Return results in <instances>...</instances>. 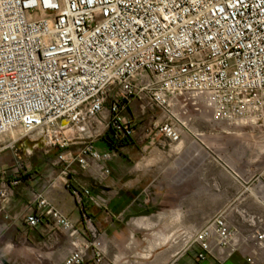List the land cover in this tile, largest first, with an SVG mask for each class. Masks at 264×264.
Instances as JSON below:
<instances>
[{"label": "built area", "instance_id": "obj_1", "mask_svg": "<svg viewBox=\"0 0 264 264\" xmlns=\"http://www.w3.org/2000/svg\"><path fill=\"white\" fill-rule=\"evenodd\" d=\"M136 101L161 115L145 129L149 147L195 137L186 106L198 101L214 122L263 124L264 0H0V154L28 139L56 150L81 227L42 193L24 224L35 229L49 220L68 237L60 264H106V238L84 209L107 210L109 199L76 181L86 173L99 182L110 176L108 163L120 153L95 144L110 130L117 142L135 137L129 112ZM14 132L18 138L1 145ZM11 194L1 188L0 201ZM172 243L170 264L184 256L227 264L236 255L264 264V216L229 206Z\"/></svg>", "mask_w": 264, "mask_h": 264}, {"label": "crops", "instance_id": "obj_2", "mask_svg": "<svg viewBox=\"0 0 264 264\" xmlns=\"http://www.w3.org/2000/svg\"><path fill=\"white\" fill-rule=\"evenodd\" d=\"M13 139V134L6 135L1 139V145ZM32 140L18 142L0 154V189L12 188L10 198L0 201V248L5 245L1 241L2 237L7 235L11 250L5 260L8 264H60L70 252L68 237L49 220L38 228L29 229L24 224V218L36 211L34 198L37 193H42L57 210L79 227L82 211L62 185L60 174L51 169L46 171L49 165L44 161L32 169L37 174L32 176L29 184L33 194L25 195L24 188L15 192L19 181L11 179L10 174L18 170L23 157L30 158L43 148L39 146L40 143L31 146ZM140 141L123 148V157L117 156L108 163L111 174L105 180L99 182L91 175H82L76 181L90 188L93 194L109 199L107 210L86 205L87 214L92 216L106 238V264H170L177 249L172 243L173 237L183 230L202 227L229 206L264 216V185L261 176L256 173V162L251 156L249 160H243L240 167H236L240 173L247 175L244 178L240 176V179L226 171L215 158H211L208 163L212 164V171L216 173L209 178L214 188L206 185L207 179H203L201 188L195 192L191 156L175 158L169 164L164 158L126 157L128 151H144L147 148H141ZM187 148V138L184 136L172 149L176 152L186 150L187 154ZM97 149L104 150L101 145ZM57 171L60 172V169ZM195 196L200 197V200L196 202ZM195 202L198 203L197 210ZM151 217L153 223L148 222ZM228 218L233 225L240 226L236 216L230 214ZM134 219L136 222L131 223ZM150 229L156 232L148 234ZM36 252L41 254L40 260H37ZM234 258L227 264H236L237 257ZM180 263L200 264L191 256L182 257ZM85 264L95 262L89 258Z\"/></svg>", "mask_w": 264, "mask_h": 264}, {"label": "rangeland", "instance_id": "obj_3", "mask_svg": "<svg viewBox=\"0 0 264 264\" xmlns=\"http://www.w3.org/2000/svg\"><path fill=\"white\" fill-rule=\"evenodd\" d=\"M188 97H191V95H188ZM186 109L188 110V116L191 117L189 128L196 135L195 137L185 136L187 138L188 155L185 152L186 150H183V152H176L172 149L176 146L175 144L169 145L167 143L164 145L161 143L158 146L155 145L154 147H149L144 134L145 129L149 127L151 122L155 120L161 121V115L158 111L151 110L150 108L143 106L140 102H133L129 116L134 120L136 134L134 139H132L131 144L133 145L134 142L140 141L139 139H141L139 142L140 147L147 148L144 151H139L138 149L128 151L129 153H125V156L135 159L141 158L142 156L164 158L167 160V164L175 158L191 156L195 192L201 188L200 186L202 185L203 179H207V181H205L206 185L214 188V183L209 178L211 174L216 173L212 171V164L208 163V160L211 158L222 159L237 172L238 170L236 167L239 166L243 160H249V156H251L256 162V173L258 176H261V183L264 185V123L256 126H237L214 122L211 117V112L209 111V108L206 107L204 101H198L197 105L189 103V105L186 106ZM69 134H71V132H69ZM18 136V132L13 133L14 139L18 138ZM96 144H98V146H96ZM96 144V148H100V141ZM81 146L82 145L71 146L69 150L71 152H76ZM152 148H157V150H153ZM47 150L48 152H46L43 147L42 150L36 151L30 158H24L21 155L23 158L22 161L19 162L17 167L18 170L10 174L11 179L19 181V184L15 186V192L20 190V188H24L23 193H25V195L33 194V189L29 184H31L30 181L32 176H37V174H35L32 169H35L37 165L43 163L42 161L49 165L46 168V171L51 169L55 171L56 174H60V172L57 171L61 165L56 162V150L48 148ZM18 154H20V152ZM1 156L2 155H0V157ZM118 156L123 157L121 154ZM73 170L76 173H80L76 166L73 167ZM46 171L43 172L46 173ZM238 173L242 178L247 176L242 174V172L240 173L238 171ZM84 175L89 176L87 173ZM199 198L195 196V201L197 202V200H200ZM196 202L195 210H197L198 204ZM130 222L133 223L136 222V220L134 219ZM148 222L153 223V217H151ZM154 232H156L154 229L147 231L148 234H153ZM1 241L2 243H5V245L3 248H0V264H8L5 260L9 257L11 250L9 248L10 243H8L7 235H4ZM35 255L37 260H40L39 256L41 258V254L36 252ZM236 257V264H246L242 255H236ZM233 260H235V258H233Z\"/></svg>", "mask_w": 264, "mask_h": 264}, {"label": "trees", "instance_id": "obj_4", "mask_svg": "<svg viewBox=\"0 0 264 264\" xmlns=\"http://www.w3.org/2000/svg\"><path fill=\"white\" fill-rule=\"evenodd\" d=\"M99 141H100L101 146H103L104 149L115 148L121 154V150L129 146L131 144L132 139H126L123 142H117L112 137V131L110 130L106 132L105 135ZM84 211L86 212V207Z\"/></svg>", "mask_w": 264, "mask_h": 264}, {"label": "water", "instance_id": "obj_5", "mask_svg": "<svg viewBox=\"0 0 264 264\" xmlns=\"http://www.w3.org/2000/svg\"><path fill=\"white\" fill-rule=\"evenodd\" d=\"M25 141H29V139H28V140H25ZM32 143H34L35 146H38L39 143H40L41 145H39V146L44 147V145H45V140H44V139H40V140H38V141H33Z\"/></svg>", "mask_w": 264, "mask_h": 264}, {"label": "bare ground", "instance_id": "obj_6", "mask_svg": "<svg viewBox=\"0 0 264 264\" xmlns=\"http://www.w3.org/2000/svg\"><path fill=\"white\" fill-rule=\"evenodd\" d=\"M29 140H32V139H29ZM32 141H35V140H32ZM30 145H31V146H33V145H34V143H32V142H31V144H30Z\"/></svg>", "mask_w": 264, "mask_h": 264}]
</instances>
